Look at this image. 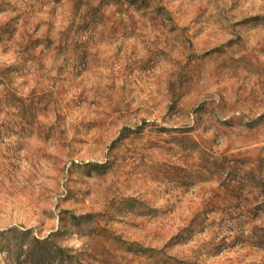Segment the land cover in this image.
<instances>
[{"label": "rangeland", "instance_id": "obj_1", "mask_svg": "<svg viewBox=\"0 0 264 264\" xmlns=\"http://www.w3.org/2000/svg\"><path fill=\"white\" fill-rule=\"evenodd\" d=\"M0 264H264V0H0Z\"/></svg>", "mask_w": 264, "mask_h": 264}]
</instances>
